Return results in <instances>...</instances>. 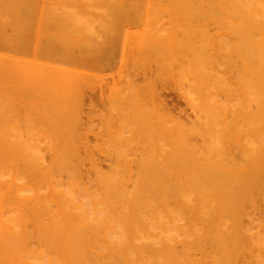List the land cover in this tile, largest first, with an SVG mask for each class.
I'll return each instance as SVG.
<instances>
[{"label":"bare ground","instance_id":"obj_1","mask_svg":"<svg viewBox=\"0 0 264 264\" xmlns=\"http://www.w3.org/2000/svg\"><path fill=\"white\" fill-rule=\"evenodd\" d=\"M123 5L195 7L201 16L217 8L232 39L221 45L212 28L209 53L186 44L210 38L207 28L178 29L180 42L166 49L152 44L166 29L138 32L153 39L152 87L182 83L200 132L164 114L172 106L150 83L145 94L135 82L118 96L120 106L137 100L125 132L115 134V82L100 111ZM96 87L85 114L83 94ZM220 124L238 138L222 145ZM146 133L157 136L148 142ZM143 139L144 148L127 149ZM233 146L259 169L236 165L230 185L212 158ZM0 264H264V0H0Z\"/></svg>","mask_w":264,"mask_h":264},{"label":"rangeland","instance_id":"obj_2","mask_svg":"<svg viewBox=\"0 0 264 264\" xmlns=\"http://www.w3.org/2000/svg\"><path fill=\"white\" fill-rule=\"evenodd\" d=\"M196 10H197V8H195V7H193V8H191V7L190 8L162 7L161 8L160 7L159 8L157 6L156 7H153V6H132V5H123V7L115 6V33L117 32L116 36H115V52L117 51V53H115V56L117 55V57H115V60H116L115 61V67H113L115 70L111 69L112 70V71L110 70L111 73L108 70H107V72L104 71L105 74L103 72L101 73L100 76L101 77L104 76V77H102V81H101L102 84L100 83L101 85L99 84V86H98V87H100L101 97H100V100L97 102V103H99V104H97L99 109L101 108L100 111H102L106 105V101H107L106 92L109 90L108 87L110 88L114 84L113 82H115V134L120 133V131H122V130H123V132L126 131V128H124V127L120 128L121 125L126 121L125 117L129 116V114L132 113L133 109L138 108L137 100L134 101V103H133L134 105L132 104V102H128V101L126 102L125 100H121V106H120V100L118 99V96H120L123 92H127L128 86L131 88L132 84H134L135 82H136L135 85L138 84V85L143 86V93L144 94L149 88L148 83H150V90L151 89H153V90L159 89L158 92H160V94H161L160 96H161L162 100L163 99L167 100V102H168L167 105L172 106V107L169 106V108H170V110L168 109L169 112H168L167 108L165 107L166 109L164 110L163 113L168 115V116L172 115L173 117L172 116L171 117L173 119H175V120L179 119L178 121H182L183 124H185L188 127H191L190 125H192L193 128L198 127L197 129L200 128L198 130V132L201 131V126L196 121L190 104L185 99H183L181 94L178 95V90H176V89H178L177 86H179V87L184 86L182 83H177L176 81H172L169 79L164 84H162V86H160L159 83H157L155 85V88L152 87L151 82H149V80L151 81V77L147 75L148 69H149V63H147L145 60H148V57L151 56L148 51H150V49L152 47L151 41L153 39H149L146 37H144V39H143L141 36H139V33H138L140 30H142V28H146L147 30L155 31V32H158V30L166 29L167 30V36L165 38H163L161 40H153V42H152L153 45L155 44V45H158L159 48L163 47L165 49L170 48L171 46H175V45H177V43L180 42L179 41L180 39H177L175 37V35L172 34V33L175 34V31H177L180 28L185 29V30H193V29H197V28L202 29L201 27H203L204 30H206V28H207V30L210 32H212L211 31L212 28L215 29L213 32H215V31L217 32V30H218L220 34L218 33L215 35L216 32L215 33L212 32V35H210L211 33L209 32L210 38H207L205 40L198 39L199 40L198 41V40H196V38H194V39H192L191 42H187L190 40L183 39V44L186 42H187L186 43L187 45H189L190 43H191V45L195 44V45H192L194 47V49H196L195 47H197L198 50H202L199 47L205 46L206 51L205 50L204 51L207 53H209L208 50H211L212 48H215V47L217 48V43H216L217 40L215 39L216 36H221V37H218L220 42L223 41V42H221V45L225 42H228V43L231 42L230 41L231 35H228V34H230V31L225 33L224 27H222L223 22L222 21L218 22V18H216L217 16L214 15V12L217 10L216 7L202 8L201 10L204 12L202 16L193 13ZM215 19H217V20H215ZM227 19H229V18H227ZM205 24H207V26ZM222 31L224 32V34L222 33ZM132 32H134V33H132ZM125 34H127L128 36H126ZM214 35H215V37H214ZM207 37H209V36H207ZM211 37L213 38L214 41H212ZM156 38H158V37H156ZM220 38L223 40H221ZM227 38H229V40ZM207 40H209V41H207ZM224 40H227V41H224ZM184 41H186V42H184ZM207 43L210 45H208L206 47ZM214 44L216 45L215 47H214ZM141 53H142V55H141ZM147 54H149L150 56ZM222 60L224 63L221 62V64L222 63L223 64H222V66H220V69H222L224 77L227 78L228 81H230L229 83H231L232 79L230 78V76H227L231 72L229 70V68H227V67H229V62H227L228 59L223 58ZM222 60H220V61H222ZM227 63H228V66H227ZM82 69H84L83 72H88L86 67H84ZM143 73H144V75H143ZM113 76H114V78H113ZM229 85H231V84H229ZM98 87H96L94 89V91H92V92L89 91V92H85L83 94L84 95L83 96V102H84V104H83L84 110L83 111L85 114L87 113L86 108L88 109V107H89L87 105L88 100L89 99H95V98L97 99V95L99 92V89H97ZM160 88H162V89H160ZM174 88H175V90H174ZM128 90H129V88H128ZM179 93H180V91H179ZM221 94L222 93L220 91V96H223ZM123 96H124V93H123ZM123 96L121 95L120 97L122 98ZM117 101H118V103H117ZM170 101H171V103H170ZM172 101H175V102L173 103ZM128 104H129V106H128ZM140 104L142 106L146 105V100L142 96H141ZM85 105H87L88 107ZM121 109H123V111L125 113H123L121 111ZM157 110L159 112H157V117L155 116L156 118L161 117V114H162L161 109H157ZM126 113H127V116H125ZM85 114H84V116H85ZM122 120H124V121H122ZM168 123H170V122H168ZM232 125H230L231 127L230 126L226 127L227 129L225 128L226 125H224V124H220V126L218 127L219 128L218 129L219 135H217V136L221 137L219 139V142L223 143L224 139H226L225 140L226 142L223 143L222 145H225L231 141H234L236 139V136L239 134L235 128L232 129V127H233ZM220 128H222V130ZM225 129L228 131H226ZM202 132H203V134H209L204 129L202 130ZM234 133H237V134L235 135ZM220 134H222V135L220 136ZM188 135H190L189 138L192 141L194 140V141H197L199 143L203 139V138L201 139V137L198 138L199 136L196 135L195 133L193 134L192 132L189 133ZM146 136H147L148 142H153L155 140L157 134H155V136L151 137L150 135H148V133H146ZM238 136H237V138H238ZM206 137L209 138V139H207V141L209 140V142H210L212 136H206ZM206 137H205V139H206ZM143 140L144 141H142L141 145H135V143H132V142L131 143L133 145H130L131 143L128 140L127 141V149L130 152H133L135 149L144 148V146L142 147V145L144 144L145 139H143ZM131 141H134V140L132 139ZM115 146H123V145L115 142ZM131 147L133 148V150ZM135 147H137V148H135ZM241 150H242V152H241ZM241 150L235 146H233L231 150L223 149L222 147L221 148L217 147V151L214 153L213 158H212L213 163L216 164V165L214 164L215 168L217 166H220L223 168L226 167L227 171L229 172V174H227V180H228V183L230 185H232V183H233V180H232L233 175H231V174L234 171L239 172L240 166H236V165L245 164L248 167V169L247 168H245V169L250 173H254V172L258 171V169H259L258 164H257V162H255L254 159H252V158L244 159L241 156L244 153V150L243 149H241ZM226 151H229V155L221 158L218 162H216V156L215 155L222 154ZM115 162H116V160H115ZM97 163L101 166L102 169H106L108 161L102 155H100L97 158ZM248 212L251 213V210H248Z\"/></svg>","mask_w":264,"mask_h":264}]
</instances>
